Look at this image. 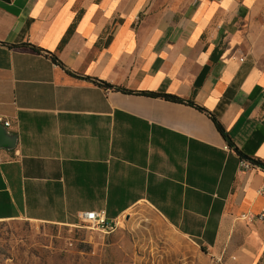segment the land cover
I'll return each mask as SVG.
<instances>
[{
  "label": "crops",
  "instance_id": "0c3cea01",
  "mask_svg": "<svg viewBox=\"0 0 264 264\" xmlns=\"http://www.w3.org/2000/svg\"><path fill=\"white\" fill-rule=\"evenodd\" d=\"M147 92L264 162V0H0V221L145 206L216 263L264 264V171Z\"/></svg>",
  "mask_w": 264,
  "mask_h": 264
},
{
  "label": "rangeland",
  "instance_id": "374dc122",
  "mask_svg": "<svg viewBox=\"0 0 264 264\" xmlns=\"http://www.w3.org/2000/svg\"><path fill=\"white\" fill-rule=\"evenodd\" d=\"M109 234L83 226L0 221V264H219L148 207L122 216Z\"/></svg>",
  "mask_w": 264,
  "mask_h": 264
},
{
  "label": "trees",
  "instance_id": "16d2710c",
  "mask_svg": "<svg viewBox=\"0 0 264 264\" xmlns=\"http://www.w3.org/2000/svg\"><path fill=\"white\" fill-rule=\"evenodd\" d=\"M12 47H23V48H29V49H32V50H35L37 51L38 49L35 47V46H32L30 44H27V43H23V44H19V45H11ZM52 56V60L57 64V65H60V66H63V64L58 60V58L55 56V55H51ZM78 77V76H77ZM82 78H85V79H88V80H91L93 83L97 84V85H100L102 87H105V88H110V89H113V90H117V91H122V92H127V93H130L132 91L130 90H127L125 88H122L120 86H115V85H112V84H109L107 82H104L102 80H99V79H96V78H91L90 76H84ZM146 94L148 95H152L154 97H161L163 99H166V100H170V101H181V102H185V103H188L194 107H196L197 109L201 110V111H204L207 113V115L211 118V120L213 121L217 131L219 132V134L222 136V138L226 141L227 145L231 148H234L235 151L238 153L239 157L240 158H244V159H247L249 160L250 162H252L254 165L260 167V169H262L264 171V162L262 160H260L259 158H254V157H249V156H246L245 154H243L241 151H239L235 146H234V143L232 141V139L230 138L228 132L226 131V129L224 128V126L220 123V121L215 117L214 114H212L210 111L206 110L205 108L195 104L194 102L190 101V100H184L183 98H180L178 96H175V95H171V94H167V93H156V92H147Z\"/></svg>",
  "mask_w": 264,
  "mask_h": 264
},
{
  "label": "built area",
  "instance_id": "2783aa9c",
  "mask_svg": "<svg viewBox=\"0 0 264 264\" xmlns=\"http://www.w3.org/2000/svg\"><path fill=\"white\" fill-rule=\"evenodd\" d=\"M0 122L4 127L9 126L10 124L9 120H4L3 118H0ZM238 165L241 170H251L256 167V165L244 158H239ZM241 216L247 220H253L255 217L254 215L249 213L242 214ZM78 217L80 219V223L83 224L84 227L91 230H96L102 234H109L113 232L121 222V218H107L104 210L83 211L79 213ZM257 218L263 219V215L259 214Z\"/></svg>",
  "mask_w": 264,
  "mask_h": 264
},
{
  "label": "water",
  "instance_id": "95a60500",
  "mask_svg": "<svg viewBox=\"0 0 264 264\" xmlns=\"http://www.w3.org/2000/svg\"><path fill=\"white\" fill-rule=\"evenodd\" d=\"M14 144V135H11L7 132L6 128L0 122V148L4 146H13Z\"/></svg>",
  "mask_w": 264,
  "mask_h": 264
}]
</instances>
